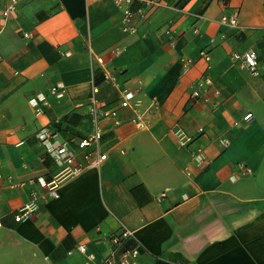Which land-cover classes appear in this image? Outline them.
Wrapping results in <instances>:
<instances>
[{
	"label": "crops",
	"instance_id": "1",
	"mask_svg": "<svg viewBox=\"0 0 264 264\" xmlns=\"http://www.w3.org/2000/svg\"><path fill=\"white\" fill-rule=\"evenodd\" d=\"M233 13L237 26L221 22ZM133 21L123 31L112 0H19L0 17V264H85L79 244L101 264L121 226L138 250L128 264H264V0H175ZM119 44L123 53L109 51ZM248 50L258 75L232 59ZM202 75L219 90L208 103L190 96ZM138 80L142 102L159 103L149 127L122 110L119 125L104 123L105 160L15 221L56 167L47 146L69 141L82 162L75 141L91 129L90 100L115 105ZM57 82L63 97L36 113L30 100ZM44 126L47 142L36 136ZM198 126L202 135L178 145L173 128Z\"/></svg>",
	"mask_w": 264,
	"mask_h": 264
},
{
	"label": "built area",
	"instance_id": "2",
	"mask_svg": "<svg viewBox=\"0 0 264 264\" xmlns=\"http://www.w3.org/2000/svg\"><path fill=\"white\" fill-rule=\"evenodd\" d=\"M114 5L121 12L122 29L125 32H131L134 29V17L141 21H146L152 12L160 7H169L173 5L175 0H112ZM19 0H6L5 4L0 6V17L3 21H7L10 15L17 10ZM221 22L232 27L238 25V14L222 15ZM27 36V34H25ZM113 54H120L125 51V45H114L109 50ZM202 56L208 60L209 55L201 52ZM233 60H239V64L245 66L252 75H258L260 72L257 61V54L254 50L244 52H234ZM95 60L102 66L103 75L106 80H111L112 76L104 67V59L101 55H95ZM141 80L137 81V85L132 88H123L119 90V101L117 104L109 106L104 100L92 98L88 103V114L91 122V129L85 135L77 138L75 141L78 150H85L83 161H79L75 151L71 150L68 142H62L57 145H48L47 151L50 153L56 167L51 175L40 180L44 187L43 194H37L32 191L31 198L22 204L14 214L15 221H21L27 218L38 206V201H46L48 199L58 198L61 187L70 179L74 178L84 168L98 167L106 158V153L101 152L98 148L99 140L104 132V123L109 122L112 126H117L122 122L120 113L122 110H128L130 120L137 128H148L152 115L159 109V103L151 100L144 104L139 94V85ZM66 92L63 83L57 82L48 88L47 94H41L33 97L30 102L36 113L42 112V107L50 105V97L61 99ZM219 94L217 88L212 87V80L208 75H202L193 85L190 96L194 100L203 103L210 102V94ZM49 96V97H48ZM253 117L252 112L247 111L242 115V119L249 122ZM236 123V122H235ZM172 133L176 137V141L180 146H189L200 135L205 132L204 126H198L194 133H188L180 127H175ZM54 135V131L47 127H42L36 131V136L42 142H47ZM224 146L229 144L225 138L220 139ZM198 160L203 162L202 157ZM239 171L242 172L245 166L242 162H237ZM132 231L125 227L117 232H110L106 239L110 244L109 253L103 258L101 264H128L130 259L134 258L138 250L137 248L126 247V241L130 238ZM77 249L86 255L85 264H92L93 254L87 252L83 244H79Z\"/></svg>",
	"mask_w": 264,
	"mask_h": 264
}]
</instances>
